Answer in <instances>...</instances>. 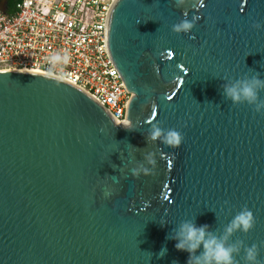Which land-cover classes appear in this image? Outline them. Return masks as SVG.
Instances as JSON below:
<instances>
[{
	"label": "water",
	"instance_id": "obj_1",
	"mask_svg": "<svg viewBox=\"0 0 264 264\" xmlns=\"http://www.w3.org/2000/svg\"><path fill=\"white\" fill-rule=\"evenodd\" d=\"M196 2H113L106 44L132 94L127 124L60 79L0 72V264H186L170 238L180 223L219 237L242 207L255 224L227 243L264 242V112L224 95L264 79V0ZM185 12L193 29L172 32ZM155 122L182 133L178 148L146 139ZM148 152L153 172L132 176Z\"/></svg>",
	"mask_w": 264,
	"mask_h": 264
},
{
	"label": "built area",
	"instance_id": "obj_2",
	"mask_svg": "<svg viewBox=\"0 0 264 264\" xmlns=\"http://www.w3.org/2000/svg\"><path fill=\"white\" fill-rule=\"evenodd\" d=\"M115 0H21L0 9V72L36 71L81 90L116 123L126 120L132 94L106 44ZM67 55L53 68L49 57Z\"/></svg>",
	"mask_w": 264,
	"mask_h": 264
},
{
	"label": "clouds",
	"instance_id": "obj_3",
	"mask_svg": "<svg viewBox=\"0 0 264 264\" xmlns=\"http://www.w3.org/2000/svg\"><path fill=\"white\" fill-rule=\"evenodd\" d=\"M182 3L183 0H176L177 6ZM198 5H200L199 0L192 6L197 7ZM182 16L183 18L178 23L172 24L171 31L177 34H188L199 17L194 15L187 18L188 14L186 12ZM251 27L259 30L262 25L260 22L254 21ZM66 60V54L55 53L49 57V62L53 68L62 62H66ZM261 89H264V79L254 75L245 79H237L230 85L226 84L224 95L233 104L247 103L253 107L255 112L261 113L264 112V100L259 99L258 96ZM127 123L125 121V124ZM150 128L151 131L146 137L147 140L156 141L159 139L162 145L170 148H178L182 143L183 135L177 129H162L159 122L151 123ZM144 159L145 164L130 169L132 176L149 175L153 172L156 165V154L148 152L145 154ZM111 193V189H104L105 196H109ZM254 224L255 218L252 211L247 207H242L233 215L231 221L226 225L224 233L219 237L208 232L207 225L196 226L192 221H183L170 238L176 241L174 244L175 249L189 253L186 264H260L258 260L259 247L264 246V242H261L260 246L256 243L245 245L242 240L227 243L229 236L234 231L247 233L253 228ZM197 249H201L198 254L196 253ZM241 250H243L242 259L237 260L236 255ZM165 251L166 249L162 248L158 255H163Z\"/></svg>",
	"mask_w": 264,
	"mask_h": 264
},
{
	"label": "trees",
	"instance_id": "obj_4",
	"mask_svg": "<svg viewBox=\"0 0 264 264\" xmlns=\"http://www.w3.org/2000/svg\"><path fill=\"white\" fill-rule=\"evenodd\" d=\"M21 0H7L5 4V12L6 13H12L15 10V6L18 2Z\"/></svg>",
	"mask_w": 264,
	"mask_h": 264
},
{
	"label": "bare ground",
	"instance_id": "obj_5",
	"mask_svg": "<svg viewBox=\"0 0 264 264\" xmlns=\"http://www.w3.org/2000/svg\"><path fill=\"white\" fill-rule=\"evenodd\" d=\"M22 72H24V71H22ZM26 72L42 74V73H40V72H36V71H26Z\"/></svg>",
	"mask_w": 264,
	"mask_h": 264
},
{
	"label": "flooded vegetation",
	"instance_id": "obj_6",
	"mask_svg": "<svg viewBox=\"0 0 264 264\" xmlns=\"http://www.w3.org/2000/svg\"><path fill=\"white\" fill-rule=\"evenodd\" d=\"M7 2V1H6Z\"/></svg>",
	"mask_w": 264,
	"mask_h": 264
}]
</instances>
